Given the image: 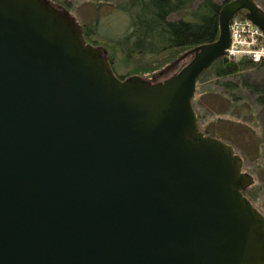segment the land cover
Returning a JSON list of instances; mask_svg holds the SVG:
<instances>
[{
	"label": "water",
	"instance_id": "95a60500",
	"mask_svg": "<svg viewBox=\"0 0 264 264\" xmlns=\"http://www.w3.org/2000/svg\"><path fill=\"white\" fill-rule=\"evenodd\" d=\"M241 10L264 30L230 0L216 41L120 78L63 5L0 0V264H264L255 177L193 106Z\"/></svg>",
	"mask_w": 264,
	"mask_h": 264
},
{
	"label": "trees",
	"instance_id": "16d2710c",
	"mask_svg": "<svg viewBox=\"0 0 264 264\" xmlns=\"http://www.w3.org/2000/svg\"><path fill=\"white\" fill-rule=\"evenodd\" d=\"M54 1L71 9L72 0ZM228 1L230 0L221 2L218 0H126L120 8L129 14L131 29L117 43L125 52L123 62L137 63V70L132 73L129 71L127 74H139L148 78L157 76L164 69L163 67L182 51L216 41L220 35V10ZM255 2L264 9V0H255ZM245 12L241 10L239 14L245 15ZM174 14L182 16L172 19ZM85 38L89 42L98 44L87 30ZM114 59V53L111 52L110 60L117 73ZM149 61H154L155 64ZM147 64L150 66L148 67ZM253 68L264 70V59L254 62L247 58L232 60L223 57L214 62L198 78L197 88L202 83L199 92H213L218 89L219 96L229 100L232 107L239 111V116L241 114L246 117L251 116L250 119L240 121L242 124L254 129L256 134L260 130L256 159L252 168L256 184L245 191V195L257 203L258 196L263 197L264 200V78H252L249 70ZM158 70L160 71L155 74ZM152 72L154 74L149 76ZM200 105L203 111L207 108L202 101ZM197 114L199 125L205 134L222 138L218 136L221 127H210L206 118L201 117L198 111ZM205 116L209 118L208 114ZM261 120L263 125L260 123Z\"/></svg>",
	"mask_w": 264,
	"mask_h": 264
},
{
	"label": "rangeland",
	"instance_id": "374dc122",
	"mask_svg": "<svg viewBox=\"0 0 264 264\" xmlns=\"http://www.w3.org/2000/svg\"><path fill=\"white\" fill-rule=\"evenodd\" d=\"M125 1L126 0H72L71 9L59 2L57 3L69 9L77 17L83 26L84 31H89L92 35V38L98 42V44L95 45L103 46L108 51L110 57L111 52L114 53L117 74L119 76L123 75L127 77L129 76L127 74L129 71L132 73L137 70V63L129 62L125 64L123 62L125 58V52L122 51V48L117 43V41H120V39H122L131 29V18L129 14L120 8L121 4L125 3ZM218 1L221 2L222 0ZM181 16V14H174L171 18L177 19ZM188 51L189 50L184 52L182 51L175 59L166 64L163 68L165 69L169 65L174 64ZM149 63L155 64L154 61H149ZM147 66L149 67L150 64H147ZM159 71L160 70L156 71L155 74H157ZM162 71H160L158 75ZM153 74V72L149 73V76ZM249 74L252 78H264V70H260L258 68L249 70ZM158 75L150 78L157 79ZM202 85V83L198 85V90L193 100V106L196 113L197 111L200 112V116H204L206 118V122L210 127H221V132L218 136H222L223 140H227L233 144L234 148L237 149V153L242 155L244 158L243 169L255 177L252 168L254 167L256 159L255 154L257 142L259 143L257 138L260 136V130L256 134L254 129L242 124L240 121L250 119L251 116L246 117L243 116V114L239 116V111L232 107L230 101L224 99L222 96H219L218 93H220V91L218 89L213 92H199V89H201ZM201 101L205 104V107H207L204 108V111L200 105ZM205 114H208L209 118H207ZM260 123L263 125L262 120ZM202 126L204 127L205 124ZM251 188L252 187L249 189ZM257 201V203L253 202L254 205L264 213L263 197L258 196Z\"/></svg>",
	"mask_w": 264,
	"mask_h": 264
},
{
	"label": "built area",
	"instance_id": "2783aa9c",
	"mask_svg": "<svg viewBox=\"0 0 264 264\" xmlns=\"http://www.w3.org/2000/svg\"><path fill=\"white\" fill-rule=\"evenodd\" d=\"M230 34L226 54L229 59L249 58L258 62L264 58V30L252 21L235 16L230 22Z\"/></svg>",
	"mask_w": 264,
	"mask_h": 264
}]
</instances>
